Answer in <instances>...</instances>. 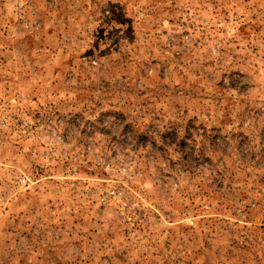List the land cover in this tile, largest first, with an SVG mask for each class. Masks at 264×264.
<instances>
[{"label": "rangeland", "instance_id": "1", "mask_svg": "<svg viewBox=\"0 0 264 264\" xmlns=\"http://www.w3.org/2000/svg\"><path fill=\"white\" fill-rule=\"evenodd\" d=\"M0 264H264V0H0Z\"/></svg>", "mask_w": 264, "mask_h": 264}]
</instances>
